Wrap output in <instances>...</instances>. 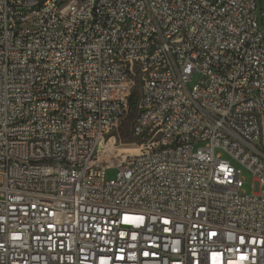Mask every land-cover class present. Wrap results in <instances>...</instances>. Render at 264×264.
<instances>
[{"label": "built area", "instance_id": "built-area-1", "mask_svg": "<svg viewBox=\"0 0 264 264\" xmlns=\"http://www.w3.org/2000/svg\"><path fill=\"white\" fill-rule=\"evenodd\" d=\"M0 264H264L255 0H0Z\"/></svg>", "mask_w": 264, "mask_h": 264}, {"label": "rangeland", "instance_id": "rangeland-1", "mask_svg": "<svg viewBox=\"0 0 264 264\" xmlns=\"http://www.w3.org/2000/svg\"><path fill=\"white\" fill-rule=\"evenodd\" d=\"M255 15H256L259 27H261V25H264V0H255ZM137 86H138V84L136 83L135 87H137ZM135 90H137V88H135ZM133 145L136 147V145L132 142V139L129 137V135H128L127 139H122L120 137V134L118 131V136L116 137V142H115L114 148H111L110 150H108L104 153L105 158L108 159L111 162V164L121 163V162L125 161V159H129V155L133 154V153H129L125 150L127 147L133 146ZM136 152H137V150H136ZM115 173H116L115 168L107 169L106 173H105V177L107 179H111L115 176ZM241 175H242V179L244 181L243 190L245 193L249 194L253 190L252 177L245 170H242Z\"/></svg>", "mask_w": 264, "mask_h": 264}, {"label": "bare ground", "instance_id": "bare-ground-1", "mask_svg": "<svg viewBox=\"0 0 264 264\" xmlns=\"http://www.w3.org/2000/svg\"><path fill=\"white\" fill-rule=\"evenodd\" d=\"M35 9H36V2H29L28 5L22 6V13L31 14L34 13ZM14 28H23L22 18H14ZM126 85H133V78H126ZM112 148H114V146ZM125 150L129 153L135 154L136 150H138V146L137 145L136 147L134 145L129 146Z\"/></svg>", "mask_w": 264, "mask_h": 264}, {"label": "trees", "instance_id": "trees-1", "mask_svg": "<svg viewBox=\"0 0 264 264\" xmlns=\"http://www.w3.org/2000/svg\"><path fill=\"white\" fill-rule=\"evenodd\" d=\"M137 97V91L133 90L128 98V118H126L120 125L118 131L122 139L128 138V128L131 117L134 115L135 101ZM133 142V140H132Z\"/></svg>", "mask_w": 264, "mask_h": 264}]
</instances>
